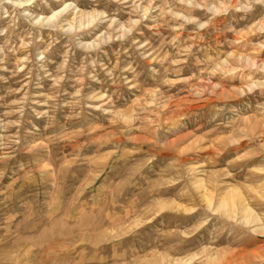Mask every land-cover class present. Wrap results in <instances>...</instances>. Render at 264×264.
<instances>
[{"label":"rangeland","instance_id":"1","mask_svg":"<svg viewBox=\"0 0 264 264\" xmlns=\"http://www.w3.org/2000/svg\"><path fill=\"white\" fill-rule=\"evenodd\" d=\"M0 264H264V0H0Z\"/></svg>","mask_w":264,"mask_h":264},{"label":"bare ground","instance_id":"2","mask_svg":"<svg viewBox=\"0 0 264 264\" xmlns=\"http://www.w3.org/2000/svg\"><path fill=\"white\" fill-rule=\"evenodd\" d=\"M69 6H71V4L70 3H66V5L63 8L53 11L52 15L42 16L41 14H37V15H35L34 18L37 19V20H47V21L53 20L54 17H56L57 15L61 14L62 12H64L66 10V8L69 7ZM81 25H79V26H81ZM71 27H72V25H71Z\"/></svg>","mask_w":264,"mask_h":264}]
</instances>
